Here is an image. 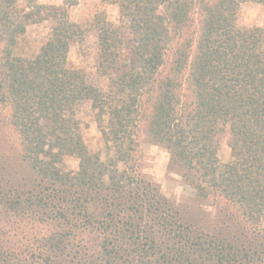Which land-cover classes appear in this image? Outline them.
<instances>
[{"label": "trees", "instance_id": "16d2710c", "mask_svg": "<svg viewBox=\"0 0 264 264\" xmlns=\"http://www.w3.org/2000/svg\"><path fill=\"white\" fill-rule=\"evenodd\" d=\"M104 1L119 19L93 21L102 83L67 62L85 35L67 9L0 0V264H264V28L236 23L264 0ZM42 21L39 51L15 55ZM84 102L107 160L83 140ZM142 130L189 202L139 170Z\"/></svg>", "mask_w": 264, "mask_h": 264}, {"label": "rangeland", "instance_id": "374dc122", "mask_svg": "<svg viewBox=\"0 0 264 264\" xmlns=\"http://www.w3.org/2000/svg\"><path fill=\"white\" fill-rule=\"evenodd\" d=\"M35 2L59 6L67 9L69 18L78 23L85 32L81 42L70 46L67 54L69 66L82 70L92 82H106L99 77L96 69L97 38L93 29V21L99 14L111 22L117 23L119 19L118 7L115 4L106 3L104 0H35ZM246 5H259L264 10V5L255 2H244L239 6L236 23L239 27H261L259 14L252 18L250 25L241 23L247 15ZM50 21L29 23L24 34L18 36L17 43L13 48L15 55L23 57L34 56L46 41L50 34ZM77 118L80 122L83 140L90 152L98 153L102 160L113 156L112 148L106 145L94 120V112L89 102L80 104L77 110ZM228 129L224 128L217 135V157L220 163L230 160L228 147ZM137 157L139 170L146 175L167 198L177 204L189 202L193 197V188L186 184L182 178L167 168L168 154L150 141L147 133L142 130L138 138ZM66 164L69 169L75 170L78 165L77 159L67 157ZM121 167V164L118 165Z\"/></svg>", "mask_w": 264, "mask_h": 264}, {"label": "clouds", "instance_id": "9594fccd", "mask_svg": "<svg viewBox=\"0 0 264 264\" xmlns=\"http://www.w3.org/2000/svg\"><path fill=\"white\" fill-rule=\"evenodd\" d=\"M247 15L241 23L245 25H250L252 22V18L256 17L259 14L261 21L264 22V10L261 9L259 5H246Z\"/></svg>", "mask_w": 264, "mask_h": 264}]
</instances>
